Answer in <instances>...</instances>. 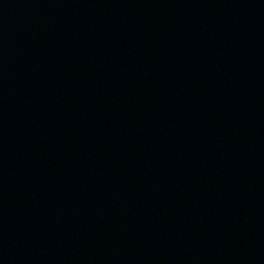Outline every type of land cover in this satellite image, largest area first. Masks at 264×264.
Segmentation results:
<instances>
[{
	"label": "water",
	"instance_id": "obj_1",
	"mask_svg": "<svg viewBox=\"0 0 264 264\" xmlns=\"http://www.w3.org/2000/svg\"><path fill=\"white\" fill-rule=\"evenodd\" d=\"M0 264H264V0H0Z\"/></svg>",
	"mask_w": 264,
	"mask_h": 264
}]
</instances>
